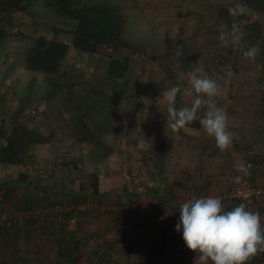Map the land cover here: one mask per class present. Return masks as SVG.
Masks as SVG:
<instances>
[{
	"label": "trees",
	"instance_id": "16d2710c",
	"mask_svg": "<svg viewBox=\"0 0 264 264\" xmlns=\"http://www.w3.org/2000/svg\"><path fill=\"white\" fill-rule=\"evenodd\" d=\"M239 2L243 6V14L231 18L228 10H225L222 11L223 19L220 20L230 30L235 21L244 34V49L255 46L259 48V54L264 55V30L261 24L257 21L242 26L241 23L247 13L255 17L263 16L264 0ZM37 5H42L60 17L75 21V40L67 44L43 35L32 39L24 68L29 72L47 76V90L43 97L44 110L41 112L43 122L40 127H33V122L18 121L26 106L24 103L12 116L10 123H6V120L0 122V167L24 169L18 177L10 176L8 179L2 177L0 170V214L7 213L11 216L8 221L0 223V264H124L133 254L138 255L135 264L139 261L146 264H169L170 261L165 262L167 249L182 235L172 232L158 219L155 225L161 230L163 237L133 246L123 230L127 223L125 211L113 213L110 210L101 212L97 209L90 213L88 209L84 212L77 210L81 204L88 203L90 198L103 205L98 171L86 175V181L79 191L71 189L67 182L60 191L47 186L42 176L45 172L42 167L37 170L38 177L31 175L30 165L34 166L39 159L35 153L36 148L54 145L58 141L87 145L91 148L92 157L98 161H104L114 154L115 150L108 137L118 131L116 122L125 117L123 107L128 106L130 113L138 111L137 108L131 109L125 102L130 100L127 98L130 83L136 86L139 82L138 78L132 77L133 65L138 63L133 64L134 60L130 56L137 57L141 51L126 40L128 17L117 4L85 0H0V54L6 43L14 37L7 30L10 22L6 20L12 19L15 14H27ZM216 26L221 27L215 23ZM71 47L84 53H91L95 47L109 48L113 53L109 56L107 66L99 65L92 74L86 76L83 70H70L69 67L62 70ZM152 59H161L168 70L170 65L177 62L184 68L195 61L190 56L186 60L173 58L175 62L159 55L152 56ZM225 61L234 70L237 56ZM167 77L168 80H173L175 75ZM142 83L143 87L150 86L147 82ZM134 89L137 90L135 87ZM136 94V99L141 104L151 97L145 88ZM1 103L2 100L0 106ZM39 106L38 104V109ZM196 124L198 122L193 120L187 125L194 127ZM63 166L67 169L69 166L75 168L77 163L66 162ZM127 195L124 191L120 198ZM59 204L71 206V209L58 214L42 213L44 209H51ZM246 208L252 207L246 205ZM17 213L29 216L21 223L16 218ZM74 218L76 229H71L69 223ZM178 222L179 220L174 221L176 224ZM113 231H120L115 239L110 241L103 238L104 234ZM168 232L171 235L168 236ZM22 236L27 243L33 241L34 245L18 247ZM42 241L51 246L52 256L40 252ZM125 241L130 242L127 248L123 247ZM263 262L264 252H261L248 264ZM184 264L194 263L189 259Z\"/></svg>",
	"mask_w": 264,
	"mask_h": 264
},
{
	"label": "rangeland",
	"instance_id": "374dc122",
	"mask_svg": "<svg viewBox=\"0 0 264 264\" xmlns=\"http://www.w3.org/2000/svg\"><path fill=\"white\" fill-rule=\"evenodd\" d=\"M85 1L117 4L124 9L128 17L125 38L141 51L137 57L130 56L134 60L133 64L138 63L133 65L132 77L138 78L139 80L137 81L139 82L136 83V86L130 83V88L127 89V98H130V100L127 99L128 101L125 104L130 105L131 109L137 108L138 111L130 113L128 106L126 108L123 107L125 117L116 122L119 127L118 131L108 137L109 143L115 150L114 154L108 159L104 161L94 159L91 155V148L87 145L71 141H58L54 144L53 149L49 148V153L45 152V149L38 151L37 155L41 158L35 162L34 166L30 165L31 175L38 177L37 170H41L39 167H42L45 170L42 176L47 186L58 188L57 190L60 191L62 185L67 182L66 184L71 189L79 191L82 189V184L86 181V175L89 172L98 171L103 205H99L98 202L90 198L88 203L81 204L77 210L84 212L85 209H88L90 213L97 209L101 212L110 210L113 213L125 211V222L127 223L123 228L124 233L129 236L127 237L133 246H138L139 243H148L150 240L155 241L163 237L161 230L155 225L159 217H163L173 223L176 218L169 205L161 200V193H158L157 182L154 178L155 172L151 164L146 160L144 147L133 149L129 145L131 135L128 133V122H130V119L135 117L139 127L146 130L143 122H141V116L146 112L144 118L149 119V115H151L149 110L146 109V106L149 107L146 102L150 99H146L141 104L136 99V93L145 88L148 95H153L162 88L177 84H183L184 87L188 84L187 88H189V86L191 87L189 81L192 72L200 68L202 71L199 75L205 76L207 68L209 69L207 77L214 81L217 79L224 82L221 78L228 76V78H225L226 82L224 85L226 86H222V92L216 99L226 102L229 99L231 101L232 98V101H234L229 91L230 80H232L230 76L234 75V70L228 69L229 63L227 64L225 60L239 56L241 51L238 47L229 46L226 48L222 45L219 35L216 33H219L220 27H215V23L221 18L223 19L225 10L230 7L243 8V6L239 0ZM177 4L181 6L175 10L174 5ZM176 14L184 18V26H181V24L179 26L176 25ZM236 17L231 16V18ZM8 21L10 23L7 25V30L14 37L6 43L0 54V100H2L0 122L1 120H6V123H10L12 116L18 112L24 103L26 106L18 121L22 123L33 122V127H40L43 122L41 112L44 110L43 97L47 90V76L43 73L25 70L24 61L28 54L27 52L32 39L39 35L48 36L55 40H62L65 37L66 40L74 42L73 31L76 27V22L60 17L45 9L42 5L33 7L27 14H15L12 19L6 20V22ZM257 21L264 25V15L256 17ZM174 26L178 28H174ZM225 30L231 31L227 27ZM208 40L210 41L208 42ZM112 53L113 50L109 48L95 47L91 53H84L72 47L69 49V54L72 57L68 61L66 60L62 70H66L68 67L70 70H83L86 73L85 75L88 76L95 71L97 66H107L109 56ZM156 55L165 56L172 62H175L173 58L186 60L189 56L195 61L194 64L184 68H181L180 62H177L170 65L168 70L161 59H152V56ZM212 58L214 59L211 62ZM222 72H224V75H222ZM168 75H175V78L168 80ZM142 82H147L150 86L143 87ZM220 84L222 85V83ZM38 104L40 105L39 109L37 108ZM149 123L152 124L150 120L148 121ZM141 128L135 129L134 132L137 131L139 136H144L147 133L142 132ZM43 155H47L48 159L45 158L46 160H43ZM71 161H75L77 167L69 166L67 169L63 166L64 163H70ZM23 170L21 167L6 166L1 169V175L5 179L10 176L18 177ZM227 172L229 171L227 170ZM222 190L225 189L223 188ZM124 191L128 195L122 199L120 194ZM164 192L166 195L171 194L168 188H165ZM70 209L71 206L59 204L54 208L44 209L42 213L45 215L49 213L58 214ZM21 214L17 213L16 218L18 222H21L19 217L23 215V221L21 222L23 223L29 214ZM74 215L76 216V214ZM10 217L7 213L0 214V223L8 221ZM56 222H58L57 219ZM69 225L71 229H76V218L71 219ZM118 234H120V231H113L104 234L103 238L111 241ZM169 235H171L170 232H168ZM126 242L123 244L124 248H127ZM25 245L32 246L34 243L33 241L27 243L22 236L19 239L18 247ZM40 246V252L43 255L52 256L51 246L47 242H40ZM167 250L165 262L168 260L170 261L169 264H184L185 261L190 259L195 264L196 253L187 248L182 237L176 239L170 249L168 248ZM128 259L124 261V264H135L134 262L138 261V255L133 254ZM138 264L146 263L139 261Z\"/></svg>",
	"mask_w": 264,
	"mask_h": 264
},
{
	"label": "crops",
	"instance_id": "0c3cea01",
	"mask_svg": "<svg viewBox=\"0 0 264 264\" xmlns=\"http://www.w3.org/2000/svg\"><path fill=\"white\" fill-rule=\"evenodd\" d=\"M180 6L179 4L174 5V9L176 10ZM175 19L178 21H176L177 26L180 24L184 26V18L176 14ZM216 24L221 26L223 25V21L220 20ZM260 24L264 30V25ZM175 26L174 28H178ZM60 41H64L67 44L72 43L70 40H66L65 37ZM70 57L72 55L69 54L66 60L68 61ZM213 59H211V62ZM205 73L206 76L209 75V69L206 68ZM222 75H224V72H222ZM225 78H228V76L221 78L224 82L215 80L220 92H222V86H226L224 85L226 82ZM230 79L229 91L234 101L231 98L232 102L230 101V111L228 113V128L234 134L233 140L238 150L247 151L253 145L259 147V155L253 160L254 167L250 171V175L246 176L253 184L262 186L264 185L263 53L257 55L255 60H247L243 58L242 54L237 56L234 75L230 76ZM168 87L171 86L156 91V93L151 95L150 100L146 102L149 105V107L146 106V109L151 114L149 115L150 118H144L146 112H144L143 116L140 115L141 122H143L146 130L139 127L135 117L131 118L130 122H128V133L131 135L130 147L133 149L141 146L144 147L147 161L155 172L154 178L157 182L158 193H161V200L171 208L176 218L175 220H179L180 205L191 200L193 197H219L224 211H231L234 207L241 204V201L229 198L227 187L221 180L223 175L227 173V170H231V162L227 150L221 151L218 149L214 138L209 137L205 133L199 122L200 118L207 111V108L202 107L197 112L196 119H194L195 122H198L196 126L191 127L186 125L179 131H174L171 127L173 121L169 118L167 103L162 98V94ZM180 87L181 91L177 95L176 108H191L196 98L195 92L192 90V87L189 86L187 88L188 84L185 87L181 84ZM215 100L217 106L221 107L223 100L216 98ZM149 120L152 124H148ZM139 128L147 134L139 136L137 131L134 132L135 129L138 130ZM50 147L53 149L54 145L39 146L36 148L35 153H38L40 149H45V152L49 153ZM42 157L43 159H48L47 155H43ZM38 158L40 159L41 157L38 156ZM1 169H4V167ZM165 188H168L171 194L166 195L164 192ZM223 188L225 190H222ZM247 210L259 212L261 224L264 227V202L256 208H247Z\"/></svg>",
	"mask_w": 264,
	"mask_h": 264
},
{
	"label": "clouds",
	"instance_id": "9594fccd",
	"mask_svg": "<svg viewBox=\"0 0 264 264\" xmlns=\"http://www.w3.org/2000/svg\"><path fill=\"white\" fill-rule=\"evenodd\" d=\"M229 15L236 17L243 14L244 9H228ZM221 25L219 40L224 47H238L243 58L255 60L259 48L252 46L247 50L242 44L244 34L238 24L233 21L231 31ZM200 68L195 69L190 77L192 90L196 98L191 108H176L177 95L181 91L179 84L168 87L162 94L167 103L169 118L173 121L171 127L179 131L196 119L197 112L206 107L207 111L199 122L205 133L214 138L216 146L221 151L230 149L234 134L228 128V114L223 107L217 106L215 98L220 95L216 81L201 76ZM250 165L241 167L244 175H250ZM240 176L235 177L239 183ZM179 222L175 230H182L185 245L196 253L195 264H248L259 253L264 252V227L261 224L259 212L247 210L241 203L231 211H224L219 197H193L180 205Z\"/></svg>",
	"mask_w": 264,
	"mask_h": 264
},
{
	"label": "built area",
	"instance_id": "2783aa9c",
	"mask_svg": "<svg viewBox=\"0 0 264 264\" xmlns=\"http://www.w3.org/2000/svg\"><path fill=\"white\" fill-rule=\"evenodd\" d=\"M247 17V18H246ZM245 18L241 20L242 26L250 25L256 22V17L251 16L247 13ZM230 66V67H229ZM228 66V69L232 70L231 65ZM230 99L226 102H223L221 107H223L227 114L229 113L230 107ZM35 113V111H33ZM229 127V123H228ZM259 147L257 145H253L247 151L245 150H238L236 148V143L233 140V145L230 149L227 150L229 154V159L231 162V170L227 172L222 177V181L227 187V194L231 200H239L243 202L248 207H257L264 202V185L258 186L253 184L246 175L242 171H240L241 167H248L251 166L249 171H251L254 167L253 160L255 157L259 155ZM240 176L241 180L239 183L235 182V177ZM85 209V208H83ZM22 215V214H21ZM21 222L23 221V215L19 217ZM158 221L162 223L164 226H168L172 231L177 234H182V230L177 232L175 230L176 224L172 221H167L163 217H159ZM129 241L126 242V247L129 246Z\"/></svg>",
	"mask_w": 264,
	"mask_h": 264
}]
</instances>
